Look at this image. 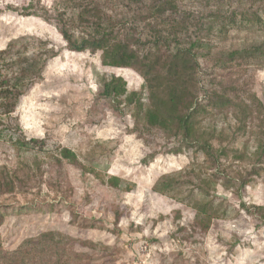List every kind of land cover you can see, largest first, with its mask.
Wrapping results in <instances>:
<instances>
[{"label":"rangeland","instance_id":"1","mask_svg":"<svg viewBox=\"0 0 264 264\" xmlns=\"http://www.w3.org/2000/svg\"><path fill=\"white\" fill-rule=\"evenodd\" d=\"M28 1L50 19L23 14L22 0H0V49L36 35L57 53L0 124V181L14 182L13 191L0 193V264H21L14 254L20 247L27 249L26 264H54L49 236L41 237L48 231L68 237L63 264H264V223L252 211L261 206L264 213V0H176L178 11L161 22L183 44L200 38L204 69L222 51L247 48L222 58L211 72L225 85L231 105L219 111L200 99L206 107L196 115L197 127L213 134L212 144L222 149L217 162L196 146L168 151L174 145L166 146L160 131L145 129L132 104L115 106L97 96L102 75L116 74L128 91H142L147 103L135 70L102 65L100 52L66 48L56 22H77L70 1ZM99 1L122 8L118 0ZM10 132L45 145L18 148ZM61 146L80 153L85 163L94 159L102 166L105 157L109 167H98L97 176L82 174L58 162ZM107 170L122 177L127 189L106 187ZM164 174L178 180L171 181L170 195L153 191ZM196 202L204 205L205 220L210 217L206 228L191 217ZM29 250L33 254L26 256Z\"/></svg>","mask_w":264,"mask_h":264},{"label":"trees","instance_id":"2","mask_svg":"<svg viewBox=\"0 0 264 264\" xmlns=\"http://www.w3.org/2000/svg\"><path fill=\"white\" fill-rule=\"evenodd\" d=\"M27 1L22 0L20 11L23 14L50 19L46 10L39 12L32 1ZM67 1H70V5L77 11V22L67 23L62 18L56 22L66 48L77 52H100L102 65L129 67L135 70L142 78L141 90L146 92L147 103L141 99L142 91H128L126 81L116 74L102 75L97 96L107 98L115 106L123 102L132 104L135 109L134 116L142 115L145 129L160 131L166 146L174 145L169 146L168 151L178 153L183 146H196L206 158L217 162L222 149L215 148L212 144L213 134L206 135L197 127L196 115L206 107L200 99L219 111L231 105L225 85L211 72L216 69V63L223 61L222 58L231 59L247 51V48L222 51L221 58L215 59L214 67L210 65L204 69L200 63L203 59L199 50L200 38L196 36L194 41L183 44L179 42V36L176 38V33L169 25L164 26V23H161L165 14L173 15L178 11L176 0H118L122 8L117 11L111 6L108 8L99 0ZM7 8L18 9L13 5ZM77 26L81 27L78 32L75 30ZM46 44V40L36 35H24L10 40L0 49V124L3 123V117L9 116L14 110L20 97L41 78L46 61L56 55V50ZM214 84L216 86H213ZM9 135L12 144L18 148L32 150L45 145L39 138H26L22 134L13 137L11 132ZM262 139L263 146L259 157L264 156V128ZM57 154L59 163L63 161L82 174L91 173L94 176L99 175L98 167H109L108 161H111L100 157L102 166L99 160L86 159L88 163L82 162L80 153L67 146L59 147ZM161 179L162 181L155 183L153 191L171 194L174 188L171 181L178 180L168 174L162 175ZM199 180L201 183L202 179ZM245 181L242 180L240 186H243ZM102 183L112 190L127 189L123 178L109 174L108 170L102 178ZM13 185L12 179L0 181V193L13 191ZM201 188L205 189L203 186ZM241 205L244 206V203ZM203 206L198 202L190 205L191 217L196 220L195 224L206 228L210 217L205 220L206 209ZM244 209L249 211L246 206ZM252 211L264 223L263 208L253 206ZM118 218L117 213L116 220ZM43 236H49L50 250L51 247L55 249L54 264H63L64 259L69 257V246L62 247L66 245L64 240L67 241L68 237L54 231L44 232L41 234V237ZM32 240L34 239L28 241ZM26 251L23 247L14 251L17 261L21 264H26V257L22 256ZM31 254L33 252L29 250L26 256Z\"/></svg>","mask_w":264,"mask_h":264}]
</instances>
